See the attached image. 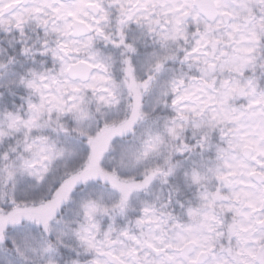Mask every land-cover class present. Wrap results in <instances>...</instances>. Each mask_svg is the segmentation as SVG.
<instances>
[{
	"label": "snow or ice",
	"instance_id": "6c2138e0",
	"mask_svg": "<svg viewBox=\"0 0 264 264\" xmlns=\"http://www.w3.org/2000/svg\"><path fill=\"white\" fill-rule=\"evenodd\" d=\"M113 5L118 39L102 0H0V264H264V0ZM132 25L158 45L147 76ZM96 39L122 49L123 115L104 110L119 101ZM82 49L91 60L69 64ZM82 66L91 83L75 82L89 79ZM162 76L156 104L174 118L125 144ZM52 126L63 142L41 135L34 153Z\"/></svg>",
	"mask_w": 264,
	"mask_h": 264
},
{
	"label": "clouds",
	"instance_id": "9594fccd",
	"mask_svg": "<svg viewBox=\"0 0 264 264\" xmlns=\"http://www.w3.org/2000/svg\"><path fill=\"white\" fill-rule=\"evenodd\" d=\"M102 4L104 8L107 9L111 14L110 20L104 23L102 27L104 28L106 33L118 39L119 38V29H118V23H117L118 16H119L118 9L113 5V0H102ZM128 35H129V42H132V39L134 38L138 46V56H137V65L139 68L138 75L147 76L149 74V70L147 66V58L150 57L154 51L158 50V45L154 44L151 36H145V34L142 33L135 25H132L129 27ZM6 39H7L6 37H0V46L5 44ZM78 39L83 40V39H86V37H80ZM93 49L95 52H99L102 54V57L100 58V60L96 62H101L103 57H113L112 61L109 63V70L107 73H105V75L108 76L114 82V84L110 83L107 86L110 89H112L119 103L118 104L113 103V106L110 109L108 108L107 105H105L104 110L108 112L110 115H112L113 117H116L117 115H123L125 112L128 111L129 104L133 103L134 101L130 97L128 88L126 84L124 83L125 73L123 69L126 67L123 64L124 57L117 55L118 52H122V49L121 50L114 49L112 45L106 43L102 39L95 40ZM67 59H68L69 64H75L78 62V60H91V54L89 50L82 49L78 53L73 52L72 56L68 57ZM54 67L56 69V73H59L60 65L57 64V65H54ZM181 67L182 66L180 65L179 62L175 63L174 65L169 64V68L175 69V72L173 73V75H177L180 72ZM13 70H14V66L9 69V71H13ZM82 70L88 74L89 79L87 80L77 79L75 80V82L80 85L91 83L92 82L91 77L94 75H97V73L92 72L91 70L83 66H82ZM184 71L186 72L188 71L186 66H184ZM228 75L230 74H227V73L218 74L214 78L223 79V78H226V76ZM253 75H256L258 79H264V73L258 72ZM61 79H64V77H61ZM165 82H166V78H164L163 76L161 78H158V80L155 82L154 95L149 94L144 97L143 99L144 108L150 118L148 120L141 121L136 125L134 135H129L124 138L123 142L125 144H131L133 142H138L139 139L145 136L146 132L149 130H151L154 133L163 132L165 122L174 118V116L170 115L172 112L171 107L165 108L163 104H160V105L156 104V100L160 99V87ZM7 92L8 90H7L6 82L0 83V100H3ZM82 94L88 96L89 98L93 96V94L87 91L86 89ZM165 100H170V98H165ZM17 101H20V104H18ZM33 101L38 102V98L33 97ZM12 103H13V107L19 110L20 105L25 104L26 101H21L20 93L17 92L15 99L13 100ZM4 107L7 108V105H4ZM91 107H92L93 112L95 113L96 104L93 103ZM8 110H11V109H8ZM24 114L27 115V112L25 111ZM41 122L43 123V121ZM53 128L54 126L43 128L34 134L33 138L36 141L35 147L33 150L34 153L41 154L45 147L43 144L40 143L38 139V137L41 135H46L50 139H55L58 142H63V139H64L63 134L53 131ZM191 133H192V130L190 128L187 129V131L185 132L184 138L187 140H191L192 139ZM17 138L19 139L23 138V131L20 133L14 134L12 138L13 143H15V140ZM0 147H3V145H0ZM25 155L31 157L33 153H26ZM164 191L167 192V189L165 188Z\"/></svg>",
	"mask_w": 264,
	"mask_h": 264
}]
</instances>
